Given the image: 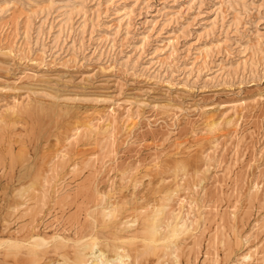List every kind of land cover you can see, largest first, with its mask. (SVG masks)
<instances>
[{
	"label": "rangeland",
	"instance_id": "obj_1",
	"mask_svg": "<svg viewBox=\"0 0 264 264\" xmlns=\"http://www.w3.org/2000/svg\"><path fill=\"white\" fill-rule=\"evenodd\" d=\"M0 116V264H264V0H0Z\"/></svg>",
	"mask_w": 264,
	"mask_h": 264
},
{
	"label": "bare ground",
	"instance_id": "obj_2",
	"mask_svg": "<svg viewBox=\"0 0 264 264\" xmlns=\"http://www.w3.org/2000/svg\"><path fill=\"white\" fill-rule=\"evenodd\" d=\"M48 6V5H47ZM65 7V6H64ZM63 8V7H62ZM66 9H67V7H65ZM64 10L63 11V13H62V15L64 16V19H62L61 20V24H69V22H67V18H72V16L70 17V13L72 12V9L73 8H69L68 10ZM124 9V8H123ZM60 11V10H59ZM62 11V10H61ZM59 14H60V12H59ZM58 16V15H57ZM62 17V16H61ZM57 20V19H56ZM71 19H69V21H70ZM60 21V18H59V20H58V22ZM85 21V20H84ZM67 22V23H66ZM71 23V22H70ZM60 24V25H61ZM59 25V24H58ZM84 25V24H83ZM4 27V26H3ZM61 27V26H60ZM65 28H66V26H64ZM58 28V27H57ZM56 28V29H57ZM62 28H63V26H62ZM58 30V29H57ZM61 30L62 29H60V32H61ZM2 32V31H1ZM58 32V31H57ZM63 32V31H62ZM61 32V33H62ZM47 33H49V32H47ZM56 33V32H55ZM55 36V35H54ZM57 37L58 36H56V38L55 39H57ZM59 38V37H58ZM58 41H59V39H58ZM54 42V41H53ZM113 43H114V41H113ZM112 47V46H111ZM20 48V47H19ZM31 48V47H30ZM110 48V47H109ZM9 53H11L10 51H9ZM17 109V108H16ZM53 116V115H52ZM0 119L2 120V118H1V116H0ZM2 124V123H1ZM98 129V128H97ZM106 130V129H105ZM89 131L90 132H94L95 130L93 129L92 130V127H89ZM107 131V130H106ZM88 133V132H87ZM106 133V132H105ZM91 134V133H90ZM106 137H108V138H111V135L110 134H107L106 135ZM18 159V158H17ZM20 159V158H19ZM22 159V158H21ZM202 171V170H201ZM29 175V173L28 172H25V176H28ZM29 188V187H28ZM23 190V189H22ZM183 202V201H182ZM26 203V202H25ZM24 203V204H25ZM185 203V202H184ZM189 205V204H188ZM134 210H136V209H134ZM159 210H161V208L159 209ZM181 210V209H180ZM185 210H187V209H185ZM189 210V211H188ZM187 211L188 212H191L190 211V209H188ZM196 210V209H195ZM186 211V212H187ZM145 212H147V211H145ZM144 212V213H145ZM185 212V211H184ZM183 212V213H184ZM100 214H101V219L103 218V220L104 219H111V218H113L114 216H115V208H113L112 206H111V204L109 205V206H103V208H101L100 209ZM161 214H163V212L162 211H158V212H156V213H154L153 214V216H152V218L150 217L151 216V214L150 215H147L148 216V218H150L151 219V221L149 222V223H147V226H146V228H144L143 227V229H145V232H144V235H143V238H144V240L147 242V241H149V242H151V241H154V240H157V239H159V230H160V228H161V226H162V223H159V222H161L159 219H160V217H159V215H161ZM177 215V214H176ZM176 215L174 216V214H173V216L171 215V217H169V220H173V221H175V218H176ZM190 215H191V213H190ZM189 215V216H190ZM188 216V214L187 213H184V214H180V218H178L176 221H175V223H174V225H173V227H172V234H173V232H174V234L176 233V234H179L180 235V233L182 234V232H185L186 230H188V224H187V221H190V220H188L190 217ZM143 217H144V215H143ZM144 218H146V217H144ZM143 219V218H142ZM149 219V220H150ZM168 220V221H169ZM111 221V220H110ZM146 221V220H145ZM147 221H148V219H147ZM166 222L165 221V224L164 225H168V226H170L171 225V223L170 222ZM108 221H106V223H107ZM102 223H103V221H102ZM142 223V222H141ZM129 224H131V223H129ZM120 226H121V224H119ZM123 225V224H122ZM126 225H128V224H126ZM125 225V226H126ZM142 225V224H141ZM131 227V226H130ZM165 227V226H164ZM142 228V227H141ZM167 228V227H166ZM170 231H171V229H170ZM142 233V232H141ZM142 235V234H141ZM91 236V235H90ZM140 237V236H139ZM142 237V236H141ZM57 238V237H56ZM55 238V239H56ZM58 239V238H57ZM95 239H97V238H95ZM98 239H100V238H98ZM98 239L96 240L97 242H98ZM140 239V238H139ZM37 240H39L40 242H42V243H46V240H45V238L44 237H42V238H38ZM59 240V239H58ZM86 240V239H85ZM101 240V239H100ZM131 240V239H130ZM176 240V239H175ZM80 241H83V240H80ZM95 240H94V237L93 238H91V240H87L86 242H81V243H79V242H74V248H75V251H74V255L72 256V257H70V256H68L67 254H61V255H59L60 256V260L58 261V264H128L130 261V258H131V256L129 255V252L128 251H126L124 248H121V246L120 247H118V248H116V250L114 251V253L111 255V256H109V255H107V253H106V251H105V249L104 250H102L103 248H98V245H97V242H96ZM126 241H128V240H126ZM54 242V241H53ZM106 242V241H105ZM122 242V241H121ZM148 242V243H149ZM7 243V242H6ZM107 243V242H106ZM10 244V243H9ZM103 244V243H102ZM73 245V244H72ZM110 245V244H109ZM108 245V246H109ZM112 245H113V243H112ZM146 245V244H145ZM144 245V246H145ZM148 245V244H147ZM146 245V246H147ZM149 245H151V244H149ZM149 245L147 246V248H143V249H147V250H149V248H150V251H151V247H149ZM115 246V245H114ZM118 246V245H117ZM116 246V247H117ZM145 246V247H146ZM152 246V245H151ZM182 246V245H181ZM105 247H107V246H105ZM149 247V248H148ZM112 249H115V247H113ZM128 249V248H127ZM130 250H133V249H130ZM138 250V249H137ZM142 250V249H141ZM140 250V252H142ZM165 251V250H164ZM178 251H180V249H178ZM110 252V251H109ZM108 252V253H109ZM145 252H147L146 250H145ZM152 252V251H151ZM132 253H135V250L132 252ZM131 253V254H132ZM165 253V252H164ZM136 254H138L139 256H140V254H139V252L138 253H136ZM143 254V253H142ZM147 254V256H148V254L149 253H146ZM146 254H145V256H146ZM158 255V254H157ZM164 255V254H163ZM138 256V257H139ZM143 256V255H142ZM149 256H150V254H149ZM174 256H175V254H174ZM133 257V256H132ZM137 257V256H136ZM141 257V256H140ZM163 257V256H162ZM162 257H161V259H162ZM253 257H254V254H253V252H250V251H246V253H244L242 256H241V258H240V260L239 261H237L238 263L237 264H249L252 260H253ZM134 258V257H133ZM158 258H160V257H158ZM176 258H178V256L176 255L175 256V259ZM144 259V258H143ZM147 259V258H146ZM160 259V260H161ZM132 260V259H131ZM135 260V259H134ZM142 260V259H141ZM140 260V261H141ZM137 261V260H136ZM140 261H138V262H140ZM144 261V260H143ZM159 261V260H158ZM24 262V261H23ZM138 262H136V263H138ZM30 263L31 264H35V262L34 261H31L30 260ZM37 263V262H36ZM23 264V263H22ZM134 264V263H133ZM156 264V263H155ZM176 264V263H175Z\"/></svg>",
	"mask_w": 264,
	"mask_h": 264
}]
</instances>
